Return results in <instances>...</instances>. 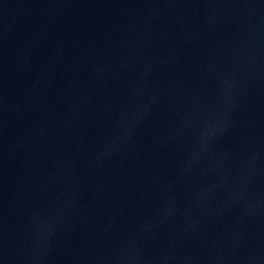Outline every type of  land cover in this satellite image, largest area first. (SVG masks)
Returning <instances> with one entry per match:
<instances>
[{"label": "water", "instance_id": "95a60500", "mask_svg": "<svg viewBox=\"0 0 264 264\" xmlns=\"http://www.w3.org/2000/svg\"><path fill=\"white\" fill-rule=\"evenodd\" d=\"M0 264H264V0H0Z\"/></svg>", "mask_w": 264, "mask_h": 264}]
</instances>
